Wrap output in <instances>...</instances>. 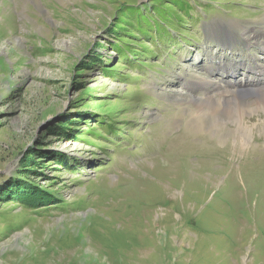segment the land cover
I'll use <instances>...</instances> for the list:
<instances>
[{
    "label": "rangeland",
    "instance_id": "rangeland-1",
    "mask_svg": "<svg viewBox=\"0 0 264 264\" xmlns=\"http://www.w3.org/2000/svg\"><path fill=\"white\" fill-rule=\"evenodd\" d=\"M169 1L205 8L161 46L160 0H0V264H264V0Z\"/></svg>",
    "mask_w": 264,
    "mask_h": 264
},
{
    "label": "trees",
    "instance_id": "trees-1",
    "mask_svg": "<svg viewBox=\"0 0 264 264\" xmlns=\"http://www.w3.org/2000/svg\"><path fill=\"white\" fill-rule=\"evenodd\" d=\"M182 1V0H181ZM205 8L203 5H198L196 8ZM185 8L189 9L190 15H187ZM195 8V5L192 4L191 1L185 2L182 1L181 3H175L169 1L168 4H163L162 0H160L159 3L155 4V2L152 4V6L146 8V6L143 9H131L127 10L128 15L126 17L130 16H136L135 20V29L140 33L141 36H143L145 39L150 40L153 43H156L157 41H161V46H164L166 44H171L173 40H176L177 38H181V36H178L177 38L174 36L178 33H181L185 31V23L186 20H194V14L197 12V9ZM180 15L189 17L188 19H184L185 17H180ZM118 26L115 28V30L112 32L114 36L121 37L122 32L126 31V35L131 36L130 33H127V28L124 27L123 20L119 19ZM130 27V23L127 25ZM138 48H144L138 47ZM137 48V49H138ZM114 49L116 52L121 55L122 58H128L130 59V56L133 55L134 52L133 47L130 43L127 41L119 40V43H117L114 46ZM146 51V49H145ZM147 52V51H146ZM137 55H133V57H136ZM137 60V59H133ZM94 62V61H93ZM130 66L134 65V62L130 61ZM135 66V65H134ZM108 74H111L110 71H105ZM95 116V115H93ZM98 124H102L103 122L98 120ZM104 124V123H103ZM105 128H107V132L114 134V131H116V128L112 127V123H108L104 125ZM27 162L28 159L24 160L21 165V170L23 172L31 171V172H37L36 168L29 165ZM25 177V176H24ZM24 179V178H21ZM29 185L33 184L32 181H29ZM33 186V185H32ZM31 186L32 191L30 192V195L26 197L24 202L28 206H31L32 208L37 206L38 204H42L45 202H53L50 196H46L43 191H39L38 186Z\"/></svg>",
    "mask_w": 264,
    "mask_h": 264
},
{
    "label": "bare ground",
    "instance_id": "bare-ground-1",
    "mask_svg": "<svg viewBox=\"0 0 264 264\" xmlns=\"http://www.w3.org/2000/svg\"><path fill=\"white\" fill-rule=\"evenodd\" d=\"M251 34L252 35H258L259 37H262V36H264V33L262 34V35H260L259 34V32L258 33H256V32H253V33H250L249 34V38L251 37ZM243 35H246V33L245 34H243ZM245 37H247V36H245ZM264 38V37H263ZM256 39V38H255ZM261 70H263L264 71V64H262V66H261ZM256 71V70H255ZM261 72V71H260ZM252 79V78H251ZM211 83V81L209 82V83H207L208 85ZM211 85H212V83H211ZM213 86H215V85H213ZM218 86V85H217ZM220 86H221V84H220ZM258 86V85H257ZM216 87V86H215ZM251 87V86H250ZM217 88V87H216ZM223 88V87H222ZM255 88V87H254ZM213 89H214V87H213ZM219 89V88H218ZM225 89V88H224ZM228 88H226V90H221V91H219V92H217L219 95H221V99L220 98H215V97H213V95H212V93L213 92H211V93H206L205 94V96H204V98H203V101H202V104H201V109L203 110V111H205L206 113L207 112H211L212 111V109H218L219 107H221V105H222V103H227V102H229V101H231V99H232V97L234 96V95H240V97H242V96H245V94H247V95H249V94H251V93H256V92H258V90H256V89H254V90H249V91H230V89L229 90H227ZM207 91H208V89H207ZM254 91H256V92H254ZM206 92V91H205ZM262 92V91H261ZM225 98V99H224ZM223 100V101H222ZM224 100H227V101H224ZM264 100V99H263ZM206 104H208L209 106L207 107V106H205ZM228 105V104H227ZM253 105H255V106H257V107H255L256 108V110L258 109V110H260V109H262V107H261V103L260 102H254V104ZM263 106H264V103H263ZM254 108V109H255ZM231 109V108H230ZM229 109V110H230ZM215 111V110H214ZM216 112V111H215ZM220 112V111H219ZM218 112V113H219ZM225 112V111H224ZM220 114V113H219ZM203 115V114H202ZM209 115V114H208ZM224 115H226V116H229V117H232V116H236V114L233 112V111H229V112H227V113H225ZM216 117V116H215ZM203 118H205V117H203ZM206 119V118H205ZM217 120V119H216ZM208 121V120H207ZM195 122H196V124H197V128L198 127H200V128H206V127H208V126H206L205 124H207L208 125V123H206V122H204V121H199V119L198 120H195ZM205 125V126H204ZM211 125V124H210ZM213 125H215L216 127L215 128H217V127H220L221 125L219 124V122L218 123H216V122H213ZM195 127V126H194ZM195 127V128H196ZM213 128V127H212ZM209 129H210V127H209ZM208 129V130H209ZM218 129V128H217ZM201 130V129H200ZM210 131V130H209ZM238 132H240V133H242V135L243 136H249V130H247L246 129V127H245V125L244 124H242V123H240V127H238ZM196 144V143H195ZM187 149L186 150H188L190 147L189 146H187L186 147Z\"/></svg>",
    "mask_w": 264,
    "mask_h": 264
}]
</instances>
